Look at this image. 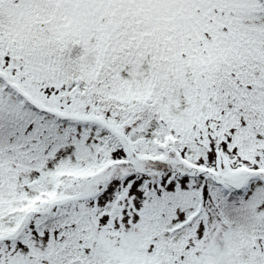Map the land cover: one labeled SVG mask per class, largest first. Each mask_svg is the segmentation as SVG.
Returning a JSON list of instances; mask_svg holds the SVG:
<instances>
[{"label": "snow or ice", "instance_id": "snow-or-ice-1", "mask_svg": "<svg viewBox=\"0 0 264 264\" xmlns=\"http://www.w3.org/2000/svg\"><path fill=\"white\" fill-rule=\"evenodd\" d=\"M0 264H264V0H0Z\"/></svg>", "mask_w": 264, "mask_h": 264}]
</instances>
